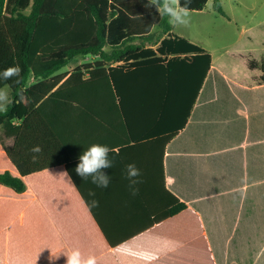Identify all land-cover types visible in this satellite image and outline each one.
Returning a JSON list of instances; mask_svg holds the SVG:
<instances>
[{"label":"crops","instance_id":"crops-1","mask_svg":"<svg viewBox=\"0 0 264 264\" xmlns=\"http://www.w3.org/2000/svg\"><path fill=\"white\" fill-rule=\"evenodd\" d=\"M197 46L211 54V69L187 123L167 144L163 159V141L182 127L195 93L197 77L187 63L172 65L160 80L150 70L126 85L120 98L109 87L82 89L73 84L37 106L66 107L55 111L52 123L67 126L69 170L63 165L30 177L38 198L22 201L16 216L9 211L12 201H0L9 218L5 222L34 223L35 229L34 246L21 245L11 253L9 264H60L59 257L73 248L94 255L97 264H118L113 260L118 251L107 247L75 182L87 194L96 193L88 197L99 202L94 208L113 239L132 230L124 226L143 222L140 210L155 202L157 190L163 194L165 184L199 215L215 264H264V60L251 50L229 48L218 58L204 45ZM260 48L264 51V43ZM89 57L92 60L84 65L97 60ZM164 60L167 65L173 56ZM117 107H124L130 134L141 136L128 139ZM4 140L7 147L13 146L14 138ZM93 143L113 149V167L104 170L111 178L107 189L92 184L91 178L82 180L75 171L79 156ZM128 164L141 172L136 196L128 188Z\"/></svg>","mask_w":264,"mask_h":264},{"label":"trees","instance_id":"trees-1","mask_svg":"<svg viewBox=\"0 0 264 264\" xmlns=\"http://www.w3.org/2000/svg\"><path fill=\"white\" fill-rule=\"evenodd\" d=\"M209 1L192 0L190 11L204 10ZM213 2L214 9L226 17L221 0ZM88 56L97 60L76 69L71 76L57 74L70 61ZM168 56H173V60L165 65L164 58ZM182 56L185 57L180 60ZM178 62L187 63L196 74L197 84L182 127L163 141L162 159L167 144L187 123L211 69L210 53L173 33L168 17L159 16L156 8L150 7V0H0V72L15 64L22 68L20 83L0 78V89H10L11 101L22 90L28 98L26 104L9 103L7 111H0V130L6 138H14L9 148L0 136V201H12L10 213L16 216L22 201L37 200L38 191L33 189L30 177L63 165L69 170L67 126L52 123V118H57L55 111L61 113L66 107L37 106L62 95L73 84L82 89L109 87L120 98L132 80L146 77L153 69L160 80ZM114 64L118 65L113 67ZM249 65L256 68L253 61ZM261 70L264 73V63ZM117 109L124 116L128 139L141 136L130 134L131 122L124 107ZM36 145L42 151L33 160L30 149ZM74 184L107 247L118 251L114 262L215 264L199 215L169 192L165 184L163 194L157 190L155 202L140 210L143 222L124 226L132 230L120 239L111 238L91 207L88 194L78 183ZM6 220L9 218L4 216L0 203V264H9L11 253L21 245L31 249L35 243L34 223L9 224ZM21 233H25L24 238ZM117 245L123 247L116 250ZM65 259L61 255L57 262L65 264Z\"/></svg>","mask_w":264,"mask_h":264},{"label":"rangeland","instance_id":"rangeland-1","mask_svg":"<svg viewBox=\"0 0 264 264\" xmlns=\"http://www.w3.org/2000/svg\"><path fill=\"white\" fill-rule=\"evenodd\" d=\"M227 17L221 16L213 7L210 0L201 12L190 11V23L186 27H173L174 31L191 39L197 45H204L213 54L220 58L224 49L233 51H253L258 60H264V51L261 52V43H264V0H221ZM245 30L248 33L245 34ZM158 36L159 28L155 31ZM91 57L76 58L69 62L60 73L80 68L84 63L90 62ZM9 100H12L9 88H5ZM4 138V132L0 130Z\"/></svg>","mask_w":264,"mask_h":264},{"label":"clouds","instance_id":"clouds-1","mask_svg":"<svg viewBox=\"0 0 264 264\" xmlns=\"http://www.w3.org/2000/svg\"><path fill=\"white\" fill-rule=\"evenodd\" d=\"M192 0H150V7L154 6L159 16H167L168 22L173 27H186L190 23V4ZM22 68L19 64L9 66L0 72V78L4 80H13L14 83H20ZM16 78V79H14ZM28 98L22 90L18 97L10 101L6 90L0 89V111H7L9 103L26 104ZM42 151L41 146L36 145L30 149L33 153L32 159L35 160ZM113 152L109 146L99 143L91 144L80 156L79 163L75 171L82 180L91 178V183L98 188L107 189L111 183L110 175L106 174L105 169L113 167V160L109 158V154ZM126 179L128 180V188L132 196L139 193V185L142 181L140 169L135 164H128L125 168ZM67 175L66 173H63ZM88 195L94 197L96 193L89 191ZM99 202L95 199L91 202V207H98ZM123 245H117L116 250L122 248ZM65 264H97L94 255L85 256L79 248H73L65 254ZM57 258V257H55ZM140 259H150V257H140Z\"/></svg>","mask_w":264,"mask_h":264}]
</instances>
